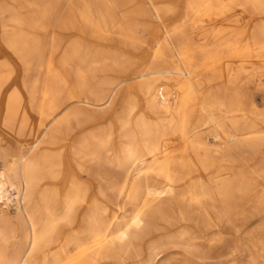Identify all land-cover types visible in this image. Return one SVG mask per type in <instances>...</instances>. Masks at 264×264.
<instances>
[{
	"label": "bare ground",
	"instance_id": "1",
	"mask_svg": "<svg viewBox=\"0 0 264 264\" xmlns=\"http://www.w3.org/2000/svg\"><path fill=\"white\" fill-rule=\"evenodd\" d=\"M60 1H31V18L19 11L24 3L0 6L4 46L21 69L35 73L2 100L14 72L7 60L0 61V264H97L104 253L118 260L130 254L131 241L150 225L151 213L164 219V212L181 206L196 219L201 237L208 236L212 217L206 207L219 203L225 215L234 214L255 192L256 179L264 182V114L249 97L252 88L262 90L264 107V23L250 31L252 15L264 19V0H186L181 21L155 39L152 64L131 74L139 80L148 113L136 112L130 94L116 131L88 130L93 123H86L90 116L81 106L111 107L123 83L97 74L126 75L131 60L80 37L62 43L60 32L77 24L71 7L46 44V22ZM153 1L146 9L128 7L130 0H77L79 32L137 49L139 23L131 16L162 20L166 14ZM125 16L131 20L120 19ZM259 153V168L234 167L237 157L244 162ZM102 166L120 171L108 178L106 189L125 200L128 216L119 219L114 210L107 215L96 202L86 207L84 175L92 170L95 192L101 193L100 182L108 176ZM201 172L212 176L203 181ZM186 234L181 230L152 245L139 264H152L162 245L201 256L194 260L207 258L215 239L195 244L198 238L185 239ZM262 253L264 246L255 248L249 264H257Z\"/></svg>",
	"mask_w": 264,
	"mask_h": 264
},
{
	"label": "rangeland",
	"instance_id": "2",
	"mask_svg": "<svg viewBox=\"0 0 264 264\" xmlns=\"http://www.w3.org/2000/svg\"><path fill=\"white\" fill-rule=\"evenodd\" d=\"M14 1L15 2L17 1V2L15 3ZM27 1L28 2L25 3L26 0H0V6L2 4L3 5L5 4L15 5L16 4L17 6L18 3H20L21 6H23V3H24L26 6L24 5L23 7L24 8L26 7V8L24 10L19 9V11L21 12V14H24L25 17L29 18L31 15L29 11L31 9L28 7L27 4L31 3V1L33 0H27ZM34 1L37 5H42L44 2H46V0H34ZM69 1L70 3H68V0L67 2L66 0H61L60 3H58L59 5L57 4L53 7V10L55 13L53 12L54 14L52 13V15L47 19V22H46L47 28H48L47 29L48 34H45L44 36V40L46 44H48V42L50 41L51 33H57L58 31H60L57 29V27L60 25L61 21L63 20V17L66 14V11H68L67 9H70L69 7H71L74 9V12L76 14L75 23L77 24H74L76 26H74L70 32H60V38L63 40L62 43H65L68 40L80 37L81 41L84 42V44L86 43L89 45L92 44L94 48L99 49V50L101 49V51L103 52H107L109 54L115 53L117 55H124L131 60V68L129 70V73L126 75H121L117 73L116 71L101 72L97 74V78L99 79L101 77L107 76V78H109L110 80L123 83L121 84V86H119L120 89L118 88L119 97L116 99L114 104L111 106L112 108L103 106L101 110L100 109L97 110V109H92L91 107H88V106L86 108L84 106H81L83 107V110L85 112L87 111L86 114L90 116V121L86 123H93L88 127L89 128L88 130L90 131L105 130L106 128H108V126H112V128L116 131V128H117L116 118L120 114L121 109L124 107L123 105L126 102H128V100L130 99L129 98L130 94L134 97V100L137 104L136 112L140 114L148 113L149 108L146 103L145 97L139 91L137 87L138 86L137 82L139 80L132 79L131 74H133L134 72H136L137 70L143 67H149L152 64L151 48L153 46L155 39L157 37H162L165 27L172 26L178 23L179 21H181V18L184 13L186 0H155L153 1L155 4L158 3L157 5L163 8L164 12L166 13L164 14V16H162L163 17L162 20H157L152 16H131L133 18L132 20L139 23V28L137 29V38H140V40L137 41L138 43L135 42L137 44L136 45L137 49H134L132 47H125L121 45L120 43H118L116 40L115 41L114 40L102 41V40L90 38L88 34L86 33L82 34L81 29L83 26L80 25L81 19L79 18L78 10H76L77 6H75L76 5L75 3L77 0L76 1L69 0ZM149 5H150L149 0H130V4L128 7L133 8V7L141 6L142 8L149 9V7L151 6ZM177 5H178V9L174 10V7H176ZM237 11L238 13L240 11L238 7L235 9L234 12L237 13ZM125 17H126L125 19H122L120 17L119 18L125 22L131 20V17L130 18L127 16ZM57 18H59L58 22L56 20ZM244 19L247 20V18H244ZM251 19H252V23L250 24V31L255 30V28L258 25H262L264 23V19L261 16L256 15V14L252 15ZM245 20H242L241 23L244 24ZM79 25L81 28L80 29L81 33L79 32ZM62 50L63 49H61V51ZM60 53L61 52L57 54L56 59L60 57L59 55ZM197 55L199 56V54ZM198 56H196V54H193V57L195 58V60L200 59L198 58ZM223 56H225L226 59L229 61L234 60L229 54H225ZM1 60H7L10 63L13 69V72H14L8 84L5 86V88L2 91L1 99L3 100L7 96V93L11 91L12 89H14L17 85H19V83L22 80L23 81L33 80L35 78V73L26 72L23 69H21L22 66L20 65L19 61L4 46V35L2 34L1 29H0V61ZM251 90H249L250 91L249 97H252L250 98L251 102L253 103V101L254 102L256 101L255 104L253 103V105L256 106V111L257 109H259L257 113L259 112V114H264V107L260 105V102H262L263 100L262 90H257L253 88ZM25 101H26V98H24V102ZM105 108H108V109H105ZM103 109L104 111L105 110L106 111L103 112ZM93 110H95V112ZM96 110L98 112H96ZM19 118H20V115L18 116L16 123L20 122ZM148 121L151 123H154L155 119L154 117L149 116ZM1 122L2 120L0 116V123ZM260 147L263 150V151L261 150V152L264 153V145H260ZM258 155L255 158L247 159L246 161L248 162L246 161L241 162L240 161L241 159L239 160V158L241 157H237L236 161L238 162L234 164V167L236 169L242 168L249 172L251 170H254L253 169L254 166H256V169H257L260 166V161H261L260 155H262V153H259ZM101 171H103L106 174L108 173L107 174L108 176H104L106 180L100 182L99 186L101 188V193H99L98 191L95 192L98 189V186L92 176L93 175L92 170H89L87 172L88 174L84 175V178L86 180L85 183L88 188L86 207L89 208L92 206L94 202H96L102 208L106 209L107 215L108 213L109 215H111L110 211L114 210L116 211L115 214L117 215L119 219H121L122 217L128 216L130 214V208L127 205L125 206L126 204L125 200L124 199L122 200V198L115 197L110 191L106 189L107 181H109L108 178L110 179L112 177H119L120 171L117 169L109 168L108 166H102ZM211 176L212 174L204 175L201 172L202 180L204 179L205 181H207L209 177ZM251 177L254 178L255 176L253 177L252 175ZM256 180L261 181L262 179H256ZM259 181H258L259 184L255 181L258 184V185L256 184L257 188L255 192L254 191L251 192L246 197V199L242 201L241 207H239V210H238L239 212L237 211L238 213L237 212L234 214L231 213L229 214V216L225 215L224 212L221 210L222 206L219 205V203L217 204L221 206V208L217 206L216 203H214L213 206L206 207L207 211L212 217L211 225L209 226V228L207 229L208 231L206 232V235L208 236H205L204 238L201 237L200 227L198 223L196 222V219L194 217L189 216L188 212H186L187 210L183 206L173 209L170 212L169 211L164 212L166 214V215L164 214V217H165L164 219L158 217L156 214L151 213L148 219L151 221V222L149 221L150 222V225L148 226L149 228L147 227L144 230L145 232L141 231L138 234H136V237L131 241L132 247H131V252L129 255L124 256L117 260V259H114L112 256H109L108 253L107 254L104 253L101 256V260L97 264H139L141 261L147 258L149 248L152 245L162 244L167 237L173 236L174 234H177L181 230H185L187 233L185 236V239L189 237L198 238L195 240V244H205L208 241V239H211V238L215 239V244L211 247L210 252L207 254L208 255L207 258L201 259V260H194V258L199 259L201 258V256L200 255L194 256V254L189 249L184 248V247L163 246L162 245L159 247L157 251V255L154 256L155 259L153 258L152 264H163V263H167V264H249L250 256L253 254V251L255 250V248L264 246V204L257 205V199L260 196L261 189L264 188L263 187L264 182L261 181L262 182L261 183ZM94 187L96 188V190ZM2 208H4V206H2ZM107 208H109V210ZM183 210H184V213L182 212ZM181 212L182 214H180ZM104 218H106V216ZM152 227L154 229H152ZM174 232H177V233H174ZM158 234L160 235V238ZM198 236L201 237L204 241ZM104 255L105 257H103ZM260 258H263V259H260ZM258 259L260 263L257 260V264H261V263L263 264L264 263V253H262V255Z\"/></svg>",
	"mask_w": 264,
	"mask_h": 264
}]
</instances>
